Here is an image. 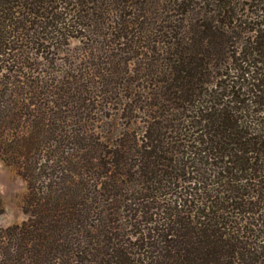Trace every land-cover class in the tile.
I'll use <instances>...</instances> for the list:
<instances>
[{"label": "trees", "instance_id": "1", "mask_svg": "<svg viewBox=\"0 0 264 264\" xmlns=\"http://www.w3.org/2000/svg\"><path fill=\"white\" fill-rule=\"evenodd\" d=\"M0 158V264H264V0H0Z\"/></svg>", "mask_w": 264, "mask_h": 264}, {"label": "rangeland", "instance_id": "2", "mask_svg": "<svg viewBox=\"0 0 264 264\" xmlns=\"http://www.w3.org/2000/svg\"><path fill=\"white\" fill-rule=\"evenodd\" d=\"M27 185L16 168L0 158V227L22 223Z\"/></svg>", "mask_w": 264, "mask_h": 264}]
</instances>
